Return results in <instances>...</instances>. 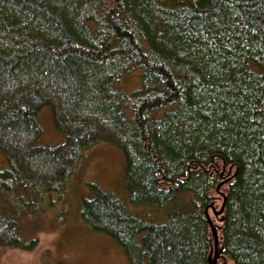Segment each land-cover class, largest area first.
<instances>
[{"label":"trees","instance_id":"obj_1","mask_svg":"<svg viewBox=\"0 0 264 264\" xmlns=\"http://www.w3.org/2000/svg\"><path fill=\"white\" fill-rule=\"evenodd\" d=\"M101 141L127 196L90 180L79 214L129 264H210V220L264 264V0H0L2 248L36 245L31 216Z\"/></svg>","mask_w":264,"mask_h":264},{"label":"rangeland","instance_id":"obj_2","mask_svg":"<svg viewBox=\"0 0 264 264\" xmlns=\"http://www.w3.org/2000/svg\"><path fill=\"white\" fill-rule=\"evenodd\" d=\"M43 125L41 144H57L64 135L53 125L50 107H43L38 114ZM6 164L0 154V165ZM125 157L118 146L101 141L84 151L80 162L65 190L44 197L45 210L32 215L34 235L39 240L33 248H2L0 264H129L122 248L106 234L93 231L81 219L80 200L89 193L87 182L98 181L103 187L117 191L126 199L123 185ZM60 209L67 211V219L55 222ZM218 225V222H215ZM28 235L30 233H27ZM216 264H236L222 251Z\"/></svg>","mask_w":264,"mask_h":264},{"label":"water","instance_id":"obj_3","mask_svg":"<svg viewBox=\"0 0 264 264\" xmlns=\"http://www.w3.org/2000/svg\"><path fill=\"white\" fill-rule=\"evenodd\" d=\"M223 209H224V203L222 204L221 209L219 211H221ZM210 225H211V229H212V232H213V235H214V252H213V257L210 260V264H216V261H217V258H218V254L220 252V249H219V236H218V232H217L218 228L211 220H210Z\"/></svg>","mask_w":264,"mask_h":264},{"label":"bare ground","instance_id":"obj_4","mask_svg":"<svg viewBox=\"0 0 264 264\" xmlns=\"http://www.w3.org/2000/svg\"><path fill=\"white\" fill-rule=\"evenodd\" d=\"M80 203H81V200H80ZM79 208H80V205H79ZM61 210L66 212V218H65V220H66V219H67V211H66L65 209H60L59 211H61ZM59 211H58V212H59ZM65 220H64V221H65Z\"/></svg>","mask_w":264,"mask_h":264}]
</instances>
